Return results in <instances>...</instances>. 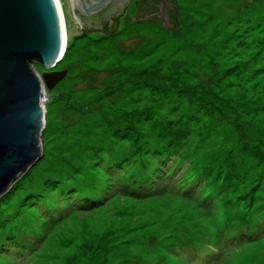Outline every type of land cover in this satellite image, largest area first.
I'll return each instance as SVG.
<instances>
[{
	"label": "rangeland",
	"instance_id": "374dc122",
	"mask_svg": "<svg viewBox=\"0 0 264 264\" xmlns=\"http://www.w3.org/2000/svg\"><path fill=\"white\" fill-rule=\"evenodd\" d=\"M137 2L135 6L127 0L118 18L94 24L80 20L71 0H60L66 51L49 72L65 71L66 76L51 90L45 88L41 159L0 201L30 174L38 190V183L51 173L65 182L70 171L63 163L71 159L76 166L89 164L90 190L82 192L95 202L78 209L66 197L70 211L64 208L57 220L43 215L41 208H31L32 218L19 216L13 231L18 236L27 232L34 247L17 262L0 257V264H264V236L239 242L240 237L239 244L227 241L244 217L231 207L242 190L238 182L215 194L221 204L208 207L200 203L210 195L203 187L200 199L180 190L138 198L121 193L120 187L137 180L142 169L138 162L126 164L127 176L117 174L118 184L103 171L108 166L105 157L131 148L121 128L133 114H140L135 127L145 134L158 123L183 125L186 135L175 152L177 160L168 164L167 159L163 166L167 174L178 164L179 173L192 170L189 165L204 158L206 148L216 149L215 159L229 153L244 160L242 172L248 177L264 168V162L256 166L252 157L264 160V52L249 43L251 32L264 28V0ZM164 4L160 11L158 6ZM252 52L259 56L253 58ZM34 69L40 75L45 72L36 64ZM139 78L151 83L138 84ZM120 82L127 86L119 87ZM94 147L101 152L102 169L91 156ZM135 151L131 148L122 157L129 160ZM148 169L153 173L157 165ZM95 188L110 195L90 196ZM220 235H226L221 249L215 247ZM187 252L196 255L191 258Z\"/></svg>",
	"mask_w": 264,
	"mask_h": 264
},
{
	"label": "trees",
	"instance_id": "16d2710c",
	"mask_svg": "<svg viewBox=\"0 0 264 264\" xmlns=\"http://www.w3.org/2000/svg\"><path fill=\"white\" fill-rule=\"evenodd\" d=\"M257 27L259 30H256L255 33L251 32V39L249 40V43L255 46L258 50H261L263 53L264 28L261 26ZM237 41L239 40L237 39ZM255 56L259 55L256 52H252V57L254 58ZM257 62L258 61L256 60L253 61V63ZM239 67L241 66L238 65V68ZM261 67H263V65ZM237 71L241 72L240 69H237ZM150 80L151 79L147 80L139 78L137 82L138 84H143L144 82L151 83ZM123 81L126 82V80ZM133 81L135 82V80ZM122 82L118 84L119 87L123 88L124 86H127V84L122 86ZM161 89H163V92H168L167 88ZM176 89L179 91V87ZM195 98L197 101L200 99L199 97ZM200 101L202 100H199L198 103ZM127 116L128 117L123 122L124 128H121L123 129L121 135H125V137L123 136L124 139H127L131 148L136 150V156H130L129 158L131 159L129 160L126 157H122V155H124L122 153L129 154L131 152V148L127 149L126 151H117L118 156H113L114 158L112 159H107L105 157L104 163H108V166L103 167V171L105 172L104 174L106 176L110 177L111 182L114 183V180H116V184H118L120 181L118 182L117 174L121 176H127V173L124 171V169H126L125 166L127 163L138 162L142 169L139 174L137 173V180L133 181L130 179V181L133 182H129V186L123 185L118 191L121 193H126L128 196L130 194V196L138 198L156 196L164 190H180L184 196L192 195L200 199L199 195L202 192V189L205 188L206 193L210 195L206 194L200 203H206V206L214 207L217 203L221 204V196H219L217 199H214L215 194L220 191L223 193L224 190H229L233 186L234 182H238L241 185L242 190L236 196V205H231V207L237 209L239 213L244 215V217L243 220L240 219L242 223L236 222L237 224H240L241 228H237L238 231H233L237 232L236 235L232 232L233 236L228 238L227 241L239 244V242H242L245 239L247 240L248 237L256 240L257 238L264 236L263 167L260 172L256 173L255 176L253 175L248 177V175H244L242 172L246 163L244 160L240 161L237 159L238 157L236 155L230 156L228 155L229 153L226 157L225 155L224 157H221L220 155L219 158L215 159L216 156L214 157L213 154L216 149L206 148L204 150V158L197 161L194 160L193 166L189 165V167H193L192 170L189 169L191 171L188 170L187 173H181L180 171L179 173V169H182V165L178 164L176 165L177 167L173 168V170L170 168V172L167 174L165 173L167 169L163 168V166L166 163L165 160L167 159L170 160L171 158V163L168 164H174L175 160H177L175 159V157H177L175 152L186 135V132H183L182 130L183 125L178 128L173 124L161 125L158 123L151 127V134H145L139 128L135 127V123L137 119H139L138 116H140V114ZM148 148H151V152ZM158 148L160 151H158ZM94 149L91 151V156L95 157L94 163H98L99 165L102 163L100 159L101 152ZM151 153H153V157L151 156ZM97 157L98 159H96ZM252 157L257 160L256 166H258L261 161L264 162L261 157ZM126 160L128 161L126 162ZM72 161L73 160L70 159L68 163H63L64 169L70 171L68 175L69 177L65 182H61L57 175L55 176L54 173H51L53 174L52 176L47 175L46 179H42V181L38 183L41 186V188L38 190V186H36V188L32 186V184L35 182V179L32 181L33 175L30 174L22 181V186L20 188H18L19 186L17 185L15 189H13L0 201V257L3 259L7 258L6 261L8 263L17 262L19 260L18 258L27 256V252L34 247V243H30L31 241L29 242L28 238L26 239L27 229L24 231L26 234L23 236H18L13 231L15 222L20 218L19 216L27 213V215H30V218H32L34 215L33 212L35 211H32L31 208L34 210H36V208H41V213H43V215H50L53 219L57 220L61 218V211L66 207V205H69L66 204V201L69 202V200L72 201H70L71 205L78 209L92 207L95 201L91 197L84 196L86 193L82 192V190L85 192L90 190L89 179L91 178V171L86 170V168L89 167V164L85 163L86 165H83L84 163H82L79 166H76ZM152 163L153 165H157V169L154 170L153 173H151L150 169H148L149 165ZM52 165L53 164L49 166ZM101 166L103 165H99L98 168L102 169ZM142 172H144V178H142ZM177 174L178 176H176ZM130 177L133 178V175ZM26 181H29V183H26ZM192 181L195 184L194 186L191 183ZM108 186L112 187L113 185L109 184ZM91 194L93 195L90 196L93 197L110 195V193L107 194L106 192L104 193L103 191H98V188H95V191ZM66 197L69 200H67ZM44 199H46V201L40 202ZM65 211L68 212L70 209L65 208ZM53 213H56V215L54 216ZM229 218L230 217L223 218V222L226 226L229 225ZM226 235L219 236L222 241L215 245L216 248H223L221 244L223 245L222 242L226 241V238L224 239V236ZM219 237L217 239H219ZM240 237H243V239L238 242ZM213 238V236H211V238L209 237V243L210 240L213 242ZM230 245L232 246V243ZM187 255L191 256L192 258V256H195L196 254L194 255L193 253L191 254L190 252H187ZM211 258L212 257L209 259L210 262L214 260Z\"/></svg>",
	"mask_w": 264,
	"mask_h": 264
},
{
	"label": "water",
	"instance_id": "95a60500",
	"mask_svg": "<svg viewBox=\"0 0 264 264\" xmlns=\"http://www.w3.org/2000/svg\"><path fill=\"white\" fill-rule=\"evenodd\" d=\"M71 1L83 23L95 24L127 0ZM64 50L54 0H0V198L41 159L45 88L65 78V71L49 72Z\"/></svg>",
	"mask_w": 264,
	"mask_h": 264
},
{
	"label": "bare ground",
	"instance_id": "6f19581e",
	"mask_svg": "<svg viewBox=\"0 0 264 264\" xmlns=\"http://www.w3.org/2000/svg\"><path fill=\"white\" fill-rule=\"evenodd\" d=\"M55 4L57 6V10L59 12L60 15V19H61V25H62V29H63V41H64V54L66 51V44H67V40H66V28H65V18H64V13H63V9L60 3V0H54ZM63 54V55H64ZM44 88V87H43Z\"/></svg>",
	"mask_w": 264,
	"mask_h": 264
},
{
	"label": "flooded vegetation",
	"instance_id": "af4514ba",
	"mask_svg": "<svg viewBox=\"0 0 264 264\" xmlns=\"http://www.w3.org/2000/svg\"><path fill=\"white\" fill-rule=\"evenodd\" d=\"M154 0H148V3L150 4V5H153L155 2H153ZM132 2H133V5H138V2H137V0H132ZM164 6H165V4L162 6V7H160V5L158 6V8H159V10L161 11L162 10V8H164ZM123 12L121 13V16H123L124 15V13H125V11H126V9L125 10H122ZM120 13V11H118V12H114V14L113 15H111L110 17L112 18V17H114L115 19L116 18H118V14ZM110 17H108L109 18V20H110Z\"/></svg>",
	"mask_w": 264,
	"mask_h": 264
}]
</instances>
